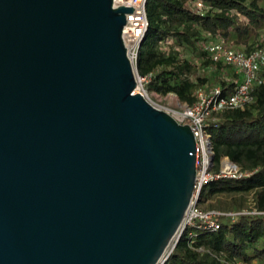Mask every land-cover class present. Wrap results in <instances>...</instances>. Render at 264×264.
<instances>
[{"label":"water","instance_id":"1","mask_svg":"<svg viewBox=\"0 0 264 264\" xmlns=\"http://www.w3.org/2000/svg\"><path fill=\"white\" fill-rule=\"evenodd\" d=\"M132 8L0 0V264H162L179 239L195 137L135 92Z\"/></svg>","mask_w":264,"mask_h":264},{"label":"trees","instance_id":"2","mask_svg":"<svg viewBox=\"0 0 264 264\" xmlns=\"http://www.w3.org/2000/svg\"><path fill=\"white\" fill-rule=\"evenodd\" d=\"M146 16L136 71L150 74L146 90L161 96L172 93L181 103H192L203 85H218L229 94L239 79L231 64L215 61L200 49L206 36L218 37L225 48L250 51L264 46V0H147ZM179 47L205 55L202 67H209V73L196 75L197 64L181 57ZM256 75L249 101L220 111L207 123L211 171L219 172L226 157L241 175L209 181L198 198L201 205L227 195L239 212L235 197L249 196L250 208L235 218L220 216L216 230L195 227L192 236L183 232L163 264H264V64ZM206 208L231 211L212 204Z\"/></svg>","mask_w":264,"mask_h":264},{"label":"built area","instance_id":"3","mask_svg":"<svg viewBox=\"0 0 264 264\" xmlns=\"http://www.w3.org/2000/svg\"><path fill=\"white\" fill-rule=\"evenodd\" d=\"M146 2L147 0H112L113 6L131 5L133 7L131 12L125 14L122 39L127 56L135 68L138 50L148 27ZM197 5L201 6V2L198 1ZM205 49L213 60L231 64L236 73L239 74V79L233 91L229 94H223L221 87L218 85L209 88H198L195 92V100L192 103L178 102L179 109L171 112V115L179 123L190 125L196 142L194 193L181 224L179 236L185 231L189 236H192V228L195 227L204 230H216L220 227V216L235 218L238 214L247 212L202 208L198 204V198L200 190L209 181L225 176L238 177L241 175L239 168L237 173H228L222 167L217 173L211 171L213 151L207 123L210 120H215L217 113L220 111L240 107L250 100L252 85L257 76L256 72L264 64V46L244 51L207 43ZM150 79V74L141 76L136 71L137 86L135 92H140L146 97L145 85ZM227 162L232 165L235 164L229 160ZM177 240L172 243L165 255V260L173 250Z\"/></svg>","mask_w":264,"mask_h":264},{"label":"rangeland","instance_id":"4","mask_svg":"<svg viewBox=\"0 0 264 264\" xmlns=\"http://www.w3.org/2000/svg\"><path fill=\"white\" fill-rule=\"evenodd\" d=\"M262 37H264V29L261 32ZM170 42V40H169ZM213 44V45H221V40L218 37L214 36H206L204 40H202L200 44V49H204L205 45ZM224 47V46H223ZM245 47V46H244ZM243 49V48H241ZM179 54L181 57L187 58L193 63L197 64V70L196 75H205L206 73H209V67H202L203 61L206 59L205 55H202L200 51H192L190 48L185 47H179L178 48ZM213 86L203 85L199 88H209ZM146 99L151 102L155 107L160 108L166 112H168L171 115L172 111H176L179 109L178 100L177 97L169 93L167 95L161 96L154 91H148L146 90ZM228 159L225 157L222 159L221 167L222 169H225L228 173H237L238 171V165L230 164L227 162ZM234 198H230L227 195H219L209 198L205 203H202L200 206L202 208L210 207L212 204L213 207H218L224 210H231V211H237L235 208V204H233L232 200ZM236 202L239 203V210L240 211H246L250 208L251 201L249 196H243L242 198L235 197Z\"/></svg>","mask_w":264,"mask_h":264}]
</instances>
